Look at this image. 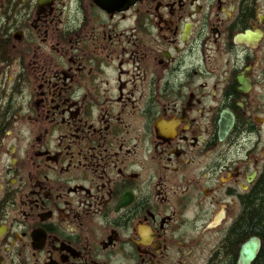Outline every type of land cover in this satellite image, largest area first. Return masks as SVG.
Returning a JSON list of instances; mask_svg holds the SVG:
<instances>
[{
	"label": "flooded vegetation",
	"instance_id": "obj_1",
	"mask_svg": "<svg viewBox=\"0 0 264 264\" xmlns=\"http://www.w3.org/2000/svg\"><path fill=\"white\" fill-rule=\"evenodd\" d=\"M264 179V0H0V264H243Z\"/></svg>",
	"mask_w": 264,
	"mask_h": 264
},
{
	"label": "trees",
	"instance_id": "obj_2",
	"mask_svg": "<svg viewBox=\"0 0 264 264\" xmlns=\"http://www.w3.org/2000/svg\"><path fill=\"white\" fill-rule=\"evenodd\" d=\"M253 214L247 219L246 230L264 237V179L254 203ZM255 264H264V256L260 255Z\"/></svg>",
	"mask_w": 264,
	"mask_h": 264
},
{
	"label": "water",
	"instance_id": "obj_3",
	"mask_svg": "<svg viewBox=\"0 0 264 264\" xmlns=\"http://www.w3.org/2000/svg\"><path fill=\"white\" fill-rule=\"evenodd\" d=\"M99 4L102 6L113 7L118 2V0H98ZM259 249V241L256 239H251L247 242V244L243 247V253L245 255L243 264H251L253 260L256 258V254Z\"/></svg>",
	"mask_w": 264,
	"mask_h": 264
}]
</instances>
